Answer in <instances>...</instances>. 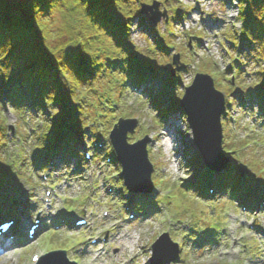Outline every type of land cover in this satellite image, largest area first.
Listing matches in <instances>:
<instances>
[{
  "label": "rangeland",
  "instance_id": "1",
  "mask_svg": "<svg viewBox=\"0 0 264 264\" xmlns=\"http://www.w3.org/2000/svg\"><path fill=\"white\" fill-rule=\"evenodd\" d=\"M19 1L21 3H25L27 0H19ZM133 1L139 5L142 2V7L143 4L147 5L144 7H153L158 5V9H157L158 13L162 14L163 11H166L167 18L164 21L162 20L161 22L154 23V25L156 26L154 28L153 37H151V34L142 35L141 29H139L141 20H139L137 24V19L133 18L131 24L134 25L137 24L136 25L137 32L136 33L134 32V27L127 26L126 29L123 30L124 36L126 35L131 36L134 43H136L138 47H140V49L145 50L151 45H152L151 47L156 46L157 42L162 38H164L166 33L172 34L173 36L170 37L167 36L168 39L167 43L169 44V46L176 47V53L178 54L177 58H179V61H180V57H182V60L186 65H189V62L193 63V67H195L196 70H200V71H202L201 69H204L206 67L205 64H208L210 68V74L213 76V78L216 81H218L217 83L219 85L220 84L223 85L222 87L223 90H225V92L228 95H231L232 88L229 86L231 88L229 89L228 83L224 81V78L228 79L230 78V75L226 77L225 73H222V71L226 72L228 66L231 65V59L229 55L223 53L221 50H219V48L218 49L215 48L216 50H214V57L203 55L201 58L195 60L196 63L195 65L193 62V57L191 58V56H189L190 51L189 48H187V45L190 44V41L188 40V38L191 39L193 36L196 37L201 36L202 40L211 43V37H209V34L212 32L204 33L203 30L205 29L203 28H202L203 30H201V28L199 29L200 26L199 25L197 26V21H195L199 15V11L195 12L192 10H193V6L197 7L196 5L194 4L191 5V3L187 0H168V1L156 0L155 3L152 0L151 1L133 0ZM249 1L251 3L254 2L253 0H246L247 7L249 6L248 5ZM244 7L243 5H240V9L242 13H245ZM222 8L225 9V7ZM184 12L186 13V15L190 13V16L191 17L193 16L191 21L188 23L189 26L188 25L186 26V29L190 31L189 34L187 35V39H184L186 36L182 37V33H185L186 29L181 27H179L178 29L177 27H175L174 29L170 28V26H174L173 18L175 19L176 22L180 21V19L182 21L183 17L185 18ZM222 13L226 16L228 21V24L226 23V26L224 25L223 27H221L220 34L222 39L224 38L232 39L234 33L232 32L233 29L236 30L235 42H239L241 36V29L243 28V23L241 22L246 21V18L244 17L241 18L240 16L238 17L239 11L233 7V4L232 6L227 5L225 11H222ZM222 13H220V15H222ZM50 18H52L51 21H53L54 18L61 20V17L59 16L58 13L55 15L52 14ZM153 18H154L153 15L152 17H149L150 20L151 19L153 20ZM168 23L170 25L169 29L165 30V27L168 26ZM53 26L56 28L58 24H55ZM195 26H197L195 28L196 30L191 31V28H194ZM246 32L252 33L254 32V30L252 29L245 30L243 32V35L245 37L247 36ZM206 33H207V37H205ZM176 35H177V39H176ZM253 37L256 38L255 36ZM154 40H156L157 42H155ZM126 41L128 40L126 39ZM256 53L259 56L264 55V51H261L260 49H258ZM245 59L247 61L248 58ZM159 60H160V56H159ZM161 62L165 63L170 61L169 58L165 57L164 55H161ZM214 64L218 66L216 67L218 71L215 70L216 71L215 73L212 72L214 70L213 69ZM257 68L258 67L255 64L247 67L248 69L247 72L252 74L251 78L245 77L246 79H248L247 81H243L240 78L238 79L239 85L242 86L240 87L241 90L246 91L251 84L254 85L258 84L257 82L258 77L255 76V72H256L255 70H257ZM176 83H177L176 81H171V84L173 85H176ZM168 97L172 98V96L170 95H168ZM163 98H164L163 95H159L152 97V100L155 104H157L160 103ZM125 100L127 101V99ZM138 105L139 104H135L132 108L129 109L128 112L138 113L139 110H141V108H137ZM10 109L12 111H9L8 107L5 108V111L3 112L0 111V117L1 116L3 117L2 119L3 121L5 119L6 124L9 127L5 131L8 135L7 138L9 140L7 147L9 149L10 154L13 155L16 154L19 148L28 147L29 142L26 141L27 142L26 144L24 143L21 144V142L15 136H12L17 132L18 129L19 131V133L17 132L18 136H20L23 141L25 138V135L21 132V125L19 124L17 115L13 113V109L11 107ZM120 109L118 110L120 111ZM235 109L238 110L234 114L236 119V125L231 126L232 128L230 129V131L234 132L233 133L234 137L236 139H240L242 143L245 145L249 143V141L251 143L252 140L260 139V137L264 132V126L261 125V120H259L258 124H254V122H252V117L249 115V113L239 109V103L237 101H235ZM122 110L126 111L127 109L124 107L122 108ZM153 117L154 114L151 113H148V115L147 114L143 115L145 121L141 122L142 125L139 126L140 128L137 136L142 135L141 132H144L149 128L152 130H156L154 128L155 124L152 122ZM27 121H28V125L26 126V129L31 133H33L34 130L37 128V126L35 127L34 125H41L40 120L34 119L33 117H28ZM239 125L240 127H238ZM176 128H178L179 130L178 133L170 130L168 131V133H166V131H162V129H159L156 131H152V133L149 134L150 136H157L155 138L157 145L154 149H152L153 159L151 158V162H154L155 164L158 162L161 165L157 172L158 174H164V178L161 177L160 178L166 181L168 185H170V183L171 185L172 183L174 184L183 183L184 185H186L189 179L192 177V175L191 172L188 171V169L185 167L184 164L185 159L182 156V149L184 144L183 142H181V136L184 134L183 133L184 130L182 127L179 128L178 125L176 126ZM253 130H257V133L249 139L248 137L252 134ZM224 131L227 136L229 132V128L227 127V125L225 126ZM185 142H186L185 144H187V140ZM259 147L264 148V146L262 145H259ZM187 148L189 150L188 151L189 153L194 152L192 148L191 149L189 147ZM260 152L261 153L256 154V152L248 151L247 153L260 155L259 158H261L264 155V149ZM29 156L31 160V158L33 157L32 151H30ZM245 160L248 161L246 165L249 166L252 170H256L261 167V164L257 157L250 158L247 156ZM26 164L28 165V163ZM86 168L87 170H83V171L90 172L91 170L94 169L96 174L93 177V179L94 181H96L94 186L96 193L98 191L99 197L97 196L95 198L96 203H93L94 205L93 209L90 208V201L93 198V195L92 192L88 190V187L90 186L91 182L85 181L86 178L85 174L77 175L73 179L69 180L70 176L68 178H65L67 177L65 174H69V171L66 172L63 170L61 172H54L53 177L51 178V182L53 185H56V187L58 186L60 187L61 191L59 192L61 194V197H66L69 201L73 200L74 202L75 201L80 202L79 205H77L79 210H86V208L88 207L87 210H95L98 214H100L102 209L108 207V205H106V202H109L110 204V201L112 200L111 198L106 196V192L105 189L103 188V184L108 185L107 179H111L110 176L114 172H111L106 167V165L102 163L100 166L97 165L96 163H94L91 167L87 165ZM29 170H30V175L33 177L35 182L36 180L41 181L40 178L41 174H39L38 170L32 169V167H29ZM63 175L64 178L63 177L59 178L60 176ZM23 183H25V181H23ZM160 189L162 190L161 195L163 198L166 191L169 189H166L164 187ZM170 190L176 191L173 187L170 188ZM32 195L36 197L37 199L36 201L39 202V199L41 201L43 200L45 193L44 190H41V188H39V189H34ZM187 197L193 202L190 203V206H194V205L196 206V204L198 205L196 207V210L193 212L194 217H189L192 215V211L186 202L187 200L186 198L182 199V197L180 196L178 203L177 204L175 203L174 210H172V214L170 213L172 209L171 201L174 203V199H175L177 202V198L173 197L174 198L173 200L171 199L165 200L163 198L162 200H165L164 203L160 204L158 207L155 205L152 214L148 215L144 221H139L135 225L133 226L131 225L128 227L129 228L128 230L130 231V237L128 239H122V241H117V243L115 242L113 245H110V242L108 241L106 249L109 250V256L107 258H103L102 260L100 259L97 262H95L94 257L99 253V251H96L95 255L92 258H90L91 264H122L124 258H128V257L132 258L137 253L139 254V257L137 259L138 264H149L151 246L153 242H155V240H157L163 233H167V232L170 233L171 230L168 227V225H170V223L172 222L171 218L174 219V221L181 219L183 220L182 222H184L182 223V225L177 224L176 223L177 221L174 222L177 225V229L176 230L174 228L172 229L175 230L176 231L175 234L178 235L175 234L172 235L171 238L173 242L177 244H182L183 248L190 252V256L187 258L186 263L183 260L182 261L180 260L176 264H264V212L261 209L257 211L256 210L252 211L251 217H248L241 209L235 208L234 210L233 207L231 209V207H229L228 205L229 203H227L225 199H221L219 202V206L220 207L226 206L225 210L230 211L228 213V218L225 217L224 215L225 210H223V212L221 213L220 217H218V219H217L218 213L216 212L217 214L216 217L210 220L209 216L212 213V209L215 206V203L213 204L206 201L202 203L203 200H197V198H195L194 196H190L189 193H187ZM52 202L55 204L54 210L51 211L52 213H55V210L63 209V204L61 200L52 199ZM178 209L181 212L186 211L187 217L185 219H183L184 216H178V218H176ZM116 213H119V210H117ZM88 217H91V215L88 214ZM99 220L100 217L97 219L94 218V223H95L94 228L97 229L95 232H98L99 228H102L103 231H105L112 227L111 225L112 220H103L101 222H99ZM216 220H218V222L224 221V223H216L218 224L219 228L216 227L217 231L210 232L211 226L212 225L216 226L214 224ZM166 223L168 224L167 226L165 225ZM192 224L201 227L202 231L204 232H200V234L188 233V232L186 234H183L182 231L177 232L178 230L187 229L188 226L191 227L192 229L196 228L193 227ZM103 225H106V228H104ZM255 225H256V229L257 227H260L262 230L257 231L256 229H254ZM250 228L253 230L249 231ZM48 231H53V230L49 229ZM84 235L86 234L79 232H69L66 229L65 231L58 232L57 241L64 240L65 238L72 241L80 240ZM199 235H200V240L196 241ZM54 237L55 236L53 233L46 236V247H45L46 250H49L50 242L53 240ZM102 237H104V235H102ZM105 237H109V235L108 236L106 235ZM243 239H245L246 242L244 243L241 242ZM43 240L44 238L42 235L37 242L33 243L32 246L28 248L27 251L22 252L21 257L25 258L28 257L29 255H32V253L36 252V249L41 247V242ZM252 241H255L257 242V244H259L260 246L259 254L249 251L250 250L249 247L251 246L250 243ZM221 244L223 245L221 246ZM52 247L56 248L55 246ZM160 252L163 253V250L161 249ZM19 256H20L19 254H16L13 256L11 260L8 261H5L4 258H0V264H15V261L19 258ZM88 262L89 260L87 258L84 259L82 258L81 260V264H87Z\"/></svg>",
  "mask_w": 264,
  "mask_h": 264
},
{
  "label": "trees",
  "instance_id": "2",
  "mask_svg": "<svg viewBox=\"0 0 264 264\" xmlns=\"http://www.w3.org/2000/svg\"><path fill=\"white\" fill-rule=\"evenodd\" d=\"M253 1L248 2L244 16L251 17V29L264 41V0ZM141 4L133 0H0V61L5 64L1 75L17 88L22 79L42 81L43 100L55 102L57 118L62 119L46 120V130L50 126L59 134L62 122L70 125L83 120V113L76 118L70 112L84 97L96 100L90 89L105 84L99 66L105 55L119 52L130 57L123 30L138 17ZM57 13L61 20L51 21ZM86 69L95 74L94 82L83 74ZM227 138L228 149L234 148L231 131ZM54 142L60 143L59 138Z\"/></svg>",
  "mask_w": 264,
  "mask_h": 264
},
{
  "label": "water",
  "instance_id": "3",
  "mask_svg": "<svg viewBox=\"0 0 264 264\" xmlns=\"http://www.w3.org/2000/svg\"><path fill=\"white\" fill-rule=\"evenodd\" d=\"M155 11H152L154 10ZM158 5L154 7H143V12L152 14L155 23L161 19L158 13ZM178 59L176 58L175 64ZM223 98L215 92L213 82L205 76H198L193 87L187 90L182 100V106L186 109L189 122L194 131V141L205 159L208 161L215 156L222 157L221 141L222 131L220 116L223 111ZM221 111V112H220ZM121 138L116 140V146L120 150L124 146ZM144 159L139 160L144 165Z\"/></svg>",
  "mask_w": 264,
  "mask_h": 264
},
{
  "label": "bare ground",
  "instance_id": "4",
  "mask_svg": "<svg viewBox=\"0 0 264 264\" xmlns=\"http://www.w3.org/2000/svg\"><path fill=\"white\" fill-rule=\"evenodd\" d=\"M243 52V51H242ZM1 96V95H0ZM233 178H235L234 176H233ZM233 178H231L232 179V181H235V179H233ZM190 186V185H189ZM188 188V187H187ZM205 196H207L208 197V195H206V194H204ZM13 217H14V215H13ZM4 236H2V238H3ZM5 245H7V243H5Z\"/></svg>",
  "mask_w": 264,
  "mask_h": 264
}]
</instances>
